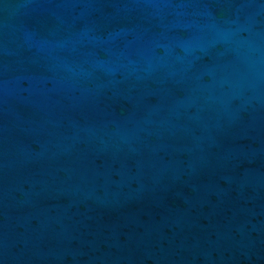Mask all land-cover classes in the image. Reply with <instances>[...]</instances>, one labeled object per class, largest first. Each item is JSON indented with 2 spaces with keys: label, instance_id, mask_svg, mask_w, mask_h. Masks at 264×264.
Wrapping results in <instances>:
<instances>
[{
  "label": "water",
  "instance_id": "1",
  "mask_svg": "<svg viewBox=\"0 0 264 264\" xmlns=\"http://www.w3.org/2000/svg\"><path fill=\"white\" fill-rule=\"evenodd\" d=\"M0 264H264V0H0Z\"/></svg>",
  "mask_w": 264,
  "mask_h": 264
}]
</instances>
